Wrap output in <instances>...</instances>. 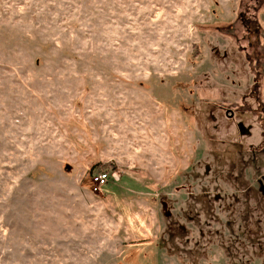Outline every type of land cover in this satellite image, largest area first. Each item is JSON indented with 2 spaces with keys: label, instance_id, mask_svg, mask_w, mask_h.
Masks as SVG:
<instances>
[{
  "label": "rangeland",
  "instance_id": "rangeland-1",
  "mask_svg": "<svg viewBox=\"0 0 264 264\" xmlns=\"http://www.w3.org/2000/svg\"><path fill=\"white\" fill-rule=\"evenodd\" d=\"M0 264H264V0H0Z\"/></svg>",
  "mask_w": 264,
  "mask_h": 264
},
{
  "label": "built area",
  "instance_id": "built-area-1",
  "mask_svg": "<svg viewBox=\"0 0 264 264\" xmlns=\"http://www.w3.org/2000/svg\"><path fill=\"white\" fill-rule=\"evenodd\" d=\"M108 181V175L106 172H96L93 173L90 177V186L93 191L98 192L104 187Z\"/></svg>",
  "mask_w": 264,
  "mask_h": 264
}]
</instances>
